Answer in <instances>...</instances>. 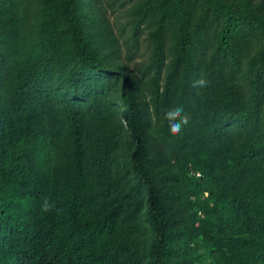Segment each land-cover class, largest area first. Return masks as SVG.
I'll use <instances>...</instances> for the list:
<instances>
[{"label": "trees", "instance_id": "16d2710c", "mask_svg": "<svg viewBox=\"0 0 264 264\" xmlns=\"http://www.w3.org/2000/svg\"><path fill=\"white\" fill-rule=\"evenodd\" d=\"M0 264H264V0H0Z\"/></svg>", "mask_w": 264, "mask_h": 264}, {"label": "clouds", "instance_id": "9594fccd", "mask_svg": "<svg viewBox=\"0 0 264 264\" xmlns=\"http://www.w3.org/2000/svg\"><path fill=\"white\" fill-rule=\"evenodd\" d=\"M201 84H203L204 82L203 81H200ZM181 112H182V109L181 108H175V109H169V112H168V115L170 117H173V116H179L181 115ZM182 122L184 124H187L188 123V118L186 115H184L182 117ZM172 130L174 132H179L180 131V125L177 124V123H173V126H172Z\"/></svg>", "mask_w": 264, "mask_h": 264}, {"label": "rangeland", "instance_id": "374dc122", "mask_svg": "<svg viewBox=\"0 0 264 264\" xmlns=\"http://www.w3.org/2000/svg\"><path fill=\"white\" fill-rule=\"evenodd\" d=\"M109 15H111V18L113 20V18H115V15H112L111 9H109ZM147 50H144L138 57L137 61L141 62L144 58H145V54H146ZM135 63V62H133ZM134 69L138 70V67L134 64Z\"/></svg>", "mask_w": 264, "mask_h": 264}]
</instances>
